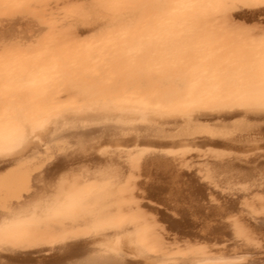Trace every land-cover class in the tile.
I'll return each mask as SVG.
<instances>
[{
  "label": "bare ground",
  "instance_id": "1",
  "mask_svg": "<svg viewBox=\"0 0 264 264\" xmlns=\"http://www.w3.org/2000/svg\"><path fill=\"white\" fill-rule=\"evenodd\" d=\"M8 1L0 16V42L14 41L11 49L20 53L29 48L36 30L32 20L9 14L27 0ZM120 1L77 0L68 17L76 15L58 26L67 29L57 41L96 31L104 24V8L123 9L114 6ZM218 2L228 6L222 11L228 14L223 30L238 21L258 25L264 33V0ZM258 31L240 35L250 38ZM80 49L75 51L82 50L89 61L91 48ZM78 55L68 61L80 63ZM56 58L55 65L66 60L64 55ZM246 58L256 59L252 63L259 70L249 60L253 70L247 71L244 63L245 72L230 73L218 84L235 88V93L205 97L208 92L203 91L176 99L113 96L115 103L223 107L208 104V110L193 111L181 104L150 112L103 106L112 96L100 89L109 86L92 83L91 76L81 82L82 74L73 77L68 72L72 68H65L69 75H62L59 84L71 92L63 102L69 105L48 106L38 118L31 116V125L9 109L14 122L0 138V264H264V103L259 80L264 56ZM85 59L81 63L89 64ZM57 70V75L65 73ZM11 101L7 104L16 103Z\"/></svg>",
  "mask_w": 264,
  "mask_h": 264
},
{
  "label": "flooded vegetation",
  "instance_id": "2",
  "mask_svg": "<svg viewBox=\"0 0 264 264\" xmlns=\"http://www.w3.org/2000/svg\"><path fill=\"white\" fill-rule=\"evenodd\" d=\"M124 1L122 0V2L120 1L118 4H116L117 3L116 2L114 4V6L122 8V7L126 6L125 5L126 3L130 2V0H126L125 1L126 3ZM7 2L9 3L8 0H7ZM112 2H114V1H112ZM154 2L155 1L153 0L152 1L153 6H152L151 5L152 3L150 0H142L139 2V4H142V5H140L138 7H141V6H143V7H154L155 3H156V2L155 3ZM34 3H35V1L26 2V4L25 3L20 4V6L18 8L13 9L11 12H9V14H10V16H13V17L26 18V19L30 20V18H27V15H30V13L26 12V9L35 6ZM47 3H50L49 0L44 1V4H47ZM163 4L164 3L159 2L157 4L158 5L157 7H160ZM7 6L9 7V4H7L4 7H7ZM127 9H128V5L123 10H127ZM127 13H130V12L125 11V12L120 13V15H124ZM38 14L39 13L34 14L35 19H37L39 17ZM198 17H199V15L197 13H192V14L184 13L183 15H179L177 13H174V14H172V16L169 19L161 18V17L152 18V19L149 18L148 20H146V25H145L146 29H144L143 31H141L138 34L133 35V37L130 40H127L128 37H130V36L124 37V39H122L123 43L121 42L122 44H120V45H119V43L117 44V42H116V44L114 43L115 46L113 47L114 49L112 51H116L117 53L114 54V57H113V59H115V62L110 63L109 68L111 70L109 73H114L115 70H118V71H116L117 74L116 75L114 74V75H115V77L117 76L119 78L116 80H113L114 78H111L112 81L109 78V80L111 82L110 81L107 82L103 79L102 80L104 82L101 81L100 75H102V73H97V71L101 68V65L97 63V66H96V63H91V61H90L91 57L93 56V50L92 49H90L91 51L90 50L87 51L88 55L90 54L89 55V61H88L87 59H85L83 57V56H85V54H83L84 52L83 53L81 52L82 51L81 49H80L81 54H79V52H72L73 50L71 49L70 45H68V47L67 46L61 47V45L58 42H55V40H56V35L54 33L55 29L53 30V28L50 27V31L47 34V37L49 38L51 36L49 39L52 41L50 42L51 44L48 43L47 47H49V45H50V47L43 50V52H45V54L42 52L43 55L41 54L42 56H40L41 57L40 59H41V61H43V63L40 61V59L38 60V62L36 61L37 65H35V61H34V64H33V62H32V64L29 62H28L29 64L27 62H24V64L26 63V66L24 64H22L23 62L22 63L20 62L21 66L18 65L19 63L18 64L17 63L11 64V62H5V63L0 62V85L8 86V84H9L8 87H16V86L19 87V86H24L26 84L27 85L35 84L36 81L30 82L27 79L36 73H46V72H49L51 70L54 71L55 73H58V72H56V70L58 69L57 71L61 72L60 68H63L65 73H68V72L72 73L73 77L75 76V74L76 75L82 74L80 77L85 76L86 79L88 78V76L89 77L91 76L90 78L92 80V83H94L96 85H102V86H112L113 85L115 87L119 86V85H121V86L122 85H130V84H134L136 82L143 85V84H146L147 82H150V81H154V83L158 82L160 85L164 82H172L173 83V82H177L178 80L181 81V79L183 77H185V75H191L190 77H193V79H197L200 75L199 80H202V79L204 80L206 77H209V75H212V74H216L217 77L219 75H228L230 73L237 74L239 72H242V70H243V72H245L246 70L248 71V69L250 71L252 67L254 68L255 71L259 70V68L258 69H256L257 67L255 68L254 63H256V61H253L256 59H252V61H251V59H249V57L250 58L254 57V58H257L258 60L259 59L261 60L262 59L261 55L264 56V54H263L264 48L261 46L263 48V49H261L260 45H258L259 43H257L258 41H256V39H252L255 36V34L252 37L249 36L251 38L250 39V38H247L248 36L247 37H245L243 35L241 36L240 33L237 31V33H239V35L236 36V34H237L236 32L234 33L232 31H226L223 29H216L215 27L209 25L208 23H204L202 21L199 22V20L201 18H198ZM4 18H5V15L1 19H4ZM228 32H229V35L227 34ZM217 34H219V35H217ZM223 35L224 36L226 35L227 39H225V37ZM231 36H232V39L229 38ZM245 38H247V39H245ZM247 42H248V45L243 46V45H246ZM243 43H245V44H243ZM249 43H250V45H249ZM241 44H243L242 47H241ZM252 44H253L254 48L251 46ZM254 45L257 46L256 47L257 49L255 48ZM69 46H70V48H69ZM249 46H251L253 49ZM258 47H260V48H258ZM55 49L59 50V52ZM61 49H63L64 51ZM254 49H255V51H254ZM60 50H61V52H60ZM77 51H79V50H77ZM258 51L259 52L261 51L262 53L260 52L261 53L260 54V53H258ZM56 52H57V54H56ZM75 53H77V54H75ZM257 53L260 55H258ZM73 54L75 56H77L79 54L78 57H76V58H80V59H78V61H80V63L77 62L76 60L73 62L68 61V60H70L69 59L70 57H75ZM57 55H64V57H66V60H64V61H67V62L62 61L61 62L62 67L59 65L60 63L58 60H57V65H55L56 64L55 60L57 58L55 60H52V59L47 60V57L51 56L50 58H53V57H56ZM71 55H73V56H71ZM253 55H255V56H253ZM247 56L251 62V64L250 63L249 64L250 65L253 64L252 67H250L248 64L249 60H247V58H246ZM258 56H259V58H258ZM119 57H120V59H119ZM82 58L85 59V60H83V62L88 61L89 64H87V62H86V64L81 63ZM243 58L244 59L246 58L245 59L246 62H244L245 60ZM123 59H125V60L123 61ZM46 60H47V63H46ZM239 61H240V63H239ZM252 62H254V63H252ZM65 63L67 65H65ZM68 63H70V64H68ZM244 63H246L245 65H247L245 67L246 70L241 69L242 67L244 68ZM4 64H5V66H4ZM6 64H8V65H6ZM53 64L56 67L53 66ZM29 65H31V66H29ZM59 66H60V68H58ZM117 66L118 67L121 66V69H115ZM53 67H55L56 69ZM65 68H67L68 70L70 68H72V69H71V71L67 70L68 71L67 72L65 70ZM90 68H91V70L88 71V69H90ZM253 68H252V70H253ZM63 69H61V70H63ZM231 69L232 70L236 69L239 71L237 72L235 70L234 72L233 71L229 72V71H231ZM94 71H95V73L92 74V72H94ZM169 71H171L173 73L167 74ZM54 72H52V73H54ZM64 72L62 71L61 73H64ZM82 72H84V73H82ZM223 72H225V73L222 74ZM65 73L59 75V78H61V79L56 80L54 82L55 85L59 84L61 82L60 80H62L67 75H69V73L68 74H65ZM147 74L149 75V77L147 76ZM14 75H15V77H14ZM69 77H71V74ZM85 77H83L84 79L81 78L82 79L81 82H84L83 80H85ZM169 79H170V81H168ZM132 81H133V83H132ZM10 85H12V86H10ZM0 104L4 105L5 103H0ZM61 104L64 106L69 105V103H66V104L65 103H59L58 105L61 106ZM77 104L79 106L80 103H76L75 105H77ZM112 104L118 105L120 107L131 108V109H143L145 111H150V112H161V111L166 112V110L170 111L171 109H174L175 105H181V104L183 105V103L172 104V103H151V102L150 103H112ZM197 104H198V106H197ZM200 104H202V103H190V105H188V103H184V105H188V106H190V108L192 107L191 108L192 110L197 109L196 111H200L201 109L202 110H205V109L208 110L207 109L208 104L211 105L212 107L216 106V105L217 106L222 105V104H218V103H215V104L214 103H208V104L203 103L204 106L201 105L202 107H200L199 106ZM70 105H72V107H74L73 106L74 103H71ZM80 105H82V104H80ZM191 105H193V106H191ZM48 106L49 105H46L44 107L42 105V106L38 107L36 110L33 111L32 116L34 118H38L39 115L48 111V110H46V108ZM206 106H207V108H206ZM211 106H209V107L211 108ZM223 106L224 105H222L221 107H223ZM161 107L166 108V110L162 109ZM170 107H172V108L170 109ZM197 107L198 108L200 107V108L198 109ZM203 107H205V109ZM188 109H189V107H188ZM189 112H192V111H189Z\"/></svg>",
  "mask_w": 264,
  "mask_h": 264
},
{
  "label": "rangeland",
  "instance_id": "3",
  "mask_svg": "<svg viewBox=\"0 0 264 264\" xmlns=\"http://www.w3.org/2000/svg\"><path fill=\"white\" fill-rule=\"evenodd\" d=\"M20 1L21 0H15L14 4H18V2ZM31 1H35L34 3L35 6L27 8L26 12L30 13V15H27V18H30V20H32L31 21L32 24L29 21L28 22L30 25H32L31 26L32 28L35 27L34 30H36V32L30 37L29 45L28 44L26 45L27 47H29L28 49L30 51H27L28 49L25 47L23 49H25L26 51L22 50L23 52L19 53V51H17L16 53L14 51L17 48L11 49L15 46L14 41L2 40L0 42V62L5 63L8 61L7 59H11L10 60L12 61L11 64H15L19 59L20 60L18 62H26V61L28 62V60L29 62H32V61H37V59H40L43 50H45L48 43L52 41L49 39L50 37L49 38L47 37V34L50 31V27L54 28L56 24L57 25L56 29L58 32L55 31L56 32L55 42H58L61 45V47L70 45L73 52H76L75 50H78V48L82 49V47L88 49L91 48L93 50V56L91 57L90 61L91 63L97 62L98 64L101 65V68L97 71V73H102V75H100L101 81L105 80L107 82H109L111 78H114L113 80L119 78L117 76H116L117 78L115 77L114 75L115 73H109L111 70L109 68L110 67L109 64L111 62H115V59H113V57L114 54H116L117 52L112 50L114 49L113 47L115 46L116 42L117 44L119 43L120 45L123 43L122 39H124V37L130 36L127 39L130 40L133 37V35L138 34L144 29H146L145 26L146 20H148L149 18L152 19V18L161 17V18L169 19L174 13H177L179 15H183L184 13H189V14L197 13L198 15L201 16L199 22L202 21L204 23H208L209 25L215 27L216 29H223L222 28V26L224 25L223 22L226 16L228 15L226 13L222 14V11L226 10L228 6L220 2L223 5L222 6L218 2L221 0H160V1L158 0V3L162 2L164 4L161 5L160 7H157L158 3L156 2L155 6L150 8L143 6L138 7L142 5V4L139 5L137 4V2H139L140 0H133L125 4V5L128 4L127 10H123L126 6L123 7L122 10L112 9L110 7L104 8L106 15H104L101 18V21L102 23L104 22V24L100 28H98L96 31H92L90 34L87 33L80 36H76L74 40L73 38H70L71 41L67 42V41H63L62 39L61 40L59 39V41H57V38L61 37L62 36L61 34L64 33V31H66L67 29V26H63V27L61 26V28L59 27V29L58 26L62 25V23L69 20L71 16L76 15L75 13H71L70 16L68 17V12L72 10L71 6L77 3V0H72V2L69 4H67L68 0H49L50 3L47 4H44V1L46 0H27V2H31ZM93 1L102 2L104 0H93ZM9 3L7 2V0H0V16L3 15V13L6 10H8L6 7L4 8V6H6ZM125 11H128L130 13L120 15V13ZM36 13H39L38 14L39 17L37 19H35L34 17V14ZM215 14L217 15V17H214ZM25 22L28 23L27 21ZM237 22L238 21L231 23L228 26V28L224 30L226 31H229L228 29L235 30L232 32L238 31L240 32V34L243 31L246 32V30L249 33L252 30L255 31L259 30L258 33H256L255 37L252 39H256V41H258L257 43L259 44H264V36H263L264 33L260 31L261 29H256V28H260L257 27L258 25H253L251 27L248 26L249 27L248 28L246 24L243 23L244 24L243 25L240 22L242 24L241 25L239 22L238 23ZM260 34L262 36H260ZM55 58L56 57H54L52 60H55ZM14 60L16 62H14ZM57 74L58 73L56 74L52 73V71L46 73H36L27 79L30 82L36 81L35 84H30V85L26 84L24 86L15 87V88L7 87V86H6L7 88H5L3 85H0V103H9V101L11 100H13V102H16L5 105L0 104V138L4 136L2 132L7 131L11 127L12 122H14V119L12 118L14 116L13 115L14 113L11 112V110L9 109L18 111L20 115L27 120V123L31 125V122L34 123V120L30 118H32L31 116L33 115V111L36 110L38 107L42 105L57 106L59 103H63L67 99L65 98L66 95H69L68 98H71L70 96L72 95L70 94L71 93L70 91H68L67 93L66 88L64 89L65 91L64 90L62 91V89L64 88L62 85L60 86V84H57L54 86L52 84L57 79H59V77L57 78V76H59ZM190 76L191 75H185V77H183L181 81L178 80L177 82H173V83L166 82L167 84H161L160 86L153 85L154 81H150L147 82L145 85H141L140 83H134V84L118 86V87H115L113 85L109 87H103L105 89L103 88L100 89L102 90V93H108L109 95L112 96L111 100L104 102L105 104H103V106H111L113 102L114 103L118 102L113 99V96L115 95H118L117 99L118 98L122 99V97L137 98V99L152 97L154 99H160V98H165V96H167L169 99H176V98H185L186 96L187 97L198 96L201 94L204 95V92L205 93L208 92V95L207 94L204 95L206 97L209 95L217 96L227 93H235L236 91L235 88L232 89L223 88V87H219L218 85L222 81L228 80L231 74L221 75V76L219 75L218 77L216 74H212L209 75V77H206L204 80L203 79L199 80L200 75L197 79H193V77ZM168 81H170V79ZM213 81H215L216 83H214ZM239 93L240 92H238L237 94ZM7 95H9L8 96L9 98L7 97ZM18 95H21V97H19ZM62 95L65 96L62 97ZM4 96H6V98ZM16 96L22 99H18ZM116 108H121V107L116 106Z\"/></svg>",
  "mask_w": 264,
  "mask_h": 264
},
{
  "label": "snow or ice",
  "instance_id": "4",
  "mask_svg": "<svg viewBox=\"0 0 264 264\" xmlns=\"http://www.w3.org/2000/svg\"><path fill=\"white\" fill-rule=\"evenodd\" d=\"M261 102L264 103V62L261 63L260 74Z\"/></svg>",
  "mask_w": 264,
  "mask_h": 264
}]
</instances>
